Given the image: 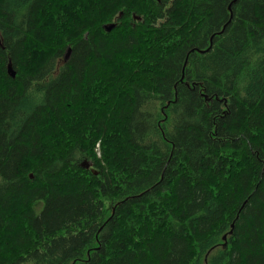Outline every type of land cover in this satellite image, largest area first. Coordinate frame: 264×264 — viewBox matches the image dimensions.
I'll return each instance as SVG.
<instances>
[{
	"label": "trees",
	"instance_id": "trees-1",
	"mask_svg": "<svg viewBox=\"0 0 264 264\" xmlns=\"http://www.w3.org/2000/svg\"><path fill=\"white\" fill-rule=\"evenodd\" d=\"M0 264H264V0H0Z\"/></svg>",
	"mask_w": 264,
	"mask_h": 264
},
{
	"label": "water",
	"instance_id": "water-1",
	"mask_svg": "<svg viewBox=\"0 0 264 264\" xmlns=\"http://www.w3.org/2000/svg\"><path fill=\"white\" fill-rule=\"evenodd\" d=\"M115 26H116V24H107V25H105V30L110 31V30H112ZM69 52H70V49H68V53L66 54V56H68ZM66 56H65V57H66ZM7 72H8L12 77L15 76V72H14V69H13V66H12L11 63L8 64V71H7ZM89 165H90V164H89L88 162H84V163H83V166H85L86 168H88Z\"/></svg>",
	"mask_w": 264,
	"mask_h": 264
},
{
	"label": "bare ground",
	"instance_id": "bare-ground-1",
	"mask_svg": "<svg viewBox=\"0 0 264 264\" xmlns=\"http://www.w3.org/2000/svg\"><path fill=\"white\" fill-rule=\"evenodd\" d=\"M112 24H116V23H112ZM107 25V24H106ZM104 27H105V25H104ZM116 27V26H115ZM7 71H8V67H7ZM6 71V72H7ZM14 72H15V70H14ZM12 77V76H11ZM12 78H16V72H15V76L14 77H12ZM89 163V162H88ZM90 164V163H89ZM90 166V165H89Z\"/></svg>",
	"mask_w": 264,
	"mask_h": 264
}]
</instances>
